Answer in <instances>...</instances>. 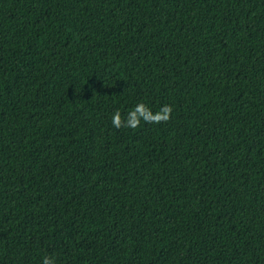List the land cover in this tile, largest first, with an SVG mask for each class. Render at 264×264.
Segmentation results:
<instances>
[{
  "label": "trees",
  "instance_id": "trees-1",
  "mask_svg": "<svg viewBox=\"0 0 264 264\" xmlns=\"http://www.w3.org/2000/svg\"><path fill=\"white\" fill-rule=\"evenodd\" d=\"M45 256L264 264V0H0V264Z\"/></svg>",
  "mask_w": 264,
  "mask_h": 264
},
{
  "label": "clouds",
  "instance_id": "clouds-1",
  "mask_svg": "<svg viewBox=\"0 0 264 264\" xmlns=\"http://www.w3.org/2000/svg\"><path fill=\"white\" fill-rule=\"evenodd\" d=\"M172 111L171 106L165 105L158 112L153 113L146 104L141 102L127 113L126 118H122L120 110H117L112 115V123L117 129L122 127L136 129L140 126L142 120L150 124L167 122L171 117ZM43 264H55V261L51 257L45 256Z\"/></svg>",
  "mask_w": 264,
  "mask_h": 264
}]
</instances>
